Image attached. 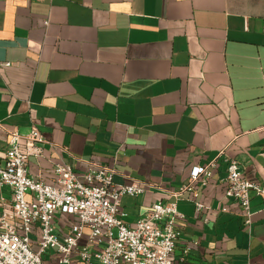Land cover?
<instances>
[{"label":"crops","instance_id":"0c3cea01","mask_svg":"<svg viewBox=\"0 0 264 264\" xmlns=\"http://www.w3.org/2000/svg\"><path fill=\"white\" fill-rule=\"evenodd\" d=\"M33 125L50 143L31 177L97 164L147 185L122 199L130 227L217 161L178 201L174 261L264 264V200L251 192L248 228L225 198L226 157L264 187V0H0V164Z\"/></svg>","mask_w":264,"mask_h":264},{"label":"built area","instance_id":"2783aa9c","mask_svg":"<svg viewBox=\"0 0 264 264\" xmlns=\"http://www.w3.org/2000/svg\"><path fill=\"white\" fill-rule=\"evenodd\" d=\"M49 143L35 125L25 137L10 133L0 164V191L11 192L10 201L1 199L0 264H47L49 259L52 264H176L179 224L185 219L178 201L187 193L196 196L198 185L209 184L217 161L193 168L189 183L171 193L175 202L153 204L150 214L130 227L122 199L145 194L147 185L134 181L117 187L116 169L97 164L85 172L59 164L53 170L54 183L35 179L29 174V159L41 156V146ZM226 163L225 198L239 204L250 228V194L264 200V187L249 181L237 160L226 157ZM196 209L202 213L206 207L197 203Z\"/></svg>","mask_w":264,"mask_h":264}]
</instances>
